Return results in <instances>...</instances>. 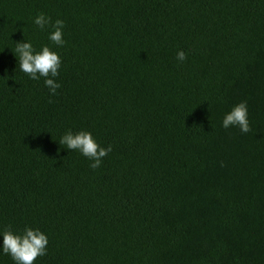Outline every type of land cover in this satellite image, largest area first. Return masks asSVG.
Here are the masks:
<instances>
[{"label": "trees", "instance_id": "trees-1", "mask_svg": "<svg viewBox=\"0 0 264 264\" xmlns=\"http://www.w3.org/2000/svg\"><path fill=\"white\" fill-rule=\"evenodd\" d=\"M24 40L61 55L56 95ZM242 101L247 134L222 127ZM69 129L111 146L99 168ZM26 226L36 264H264V0H0V232Z\"/></svg>", "mask_w": 264, "mask_h": 264}, {"label": "clouds", "instance_id": "clouds-1", "mask_svg": "<svg viewBox=\"0 0 264 264\" xmlns=\"http://www.w3.org/2000/svg\"><path fill=\"white\" fill-rule=\"evenodd\" d=\"M33 22L41 30L51 26L53 30L49 32L48 39L57 47L65 46L67 43L64 39L65 22L62 19H57L53 23L51 17L40 13L34 17ZM13 52L18 58V66L21 72L34 81L43 78L49 93L53 96L57 94V90L61 88L57 78L60 76L63 64L59 52L48 45L37 50L34 44L27 40L16 42ZM176 59L183 63L187 60V54L181 50L177 53ZM222 127L226 130L238 127L240 132L244 134L252 130L246 101L234 105L225 114ZM59 143L64 148L77 151L88 158L92 162L90 164L92 169L99 168L103 159L112 151L111 146L107 148L101 146L94 135L86 130L73 132L69 129L60 137ZM0 238H2L0 240V254L9 255L15 264H36L38 258L46 256L48 252V235L39 228L26 226L20 233L10 229L4 230L0 232Z\"/></svg>", "mask_w": 264, "mask_h": 264}]
</instances>
